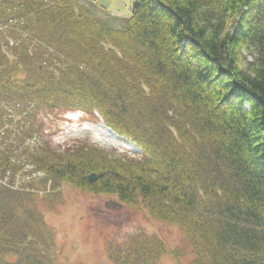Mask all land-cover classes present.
<instances>
[{"label":"trees","instance_id":"trees-1","mask_svg":"<svg viewBox=\"0 0 264 264\" xmlns=\"http://www.w3.org/2000/svg\"><path fill=\"white\" fill-rule=\"evenodd\" d=\"M83 1L98 0H0L11 23L0 32V102L30 121L0 135V264H59L37 202L64 184L178 225L187 264H264V0H135L122 30ZM40 108L80 111L140 152L56 150L41 142ZM25 163L31 178L13 186L6 174ZM110 253L116 264L183 255L144 233Z\"/></svg>","mask_w":264,"mask_h":264},{"label":"rangeland","instance_id":"rangeland-1","mask_svg":"<svg viewBox=\"0 0 264 264\" xmlns=\"http://www.w3.org/2000/svg\"><path fill=\"white\" fill-rule=\"evenodd\" d=\"M134 2L135 0H98L92 5L87 1L81 3L89 10L91 18L105 21L110 28L122 30L126 28V22L132 16ZM9 24L6 20L0 19V32L6 36ZM0 107L1 111L4 109L2 119L6 123L5 128L0 130L1 136L7 130L9 132L23 130L30 126L27 115L13 109L14 105L0 102ZM40 113L39 123L45 129L41 133V142L46 144L49 141L56 150H64L70 145L80 143L96 145L108 153L114 152L119 156L140 152L126 139L108 133L103 124L90 121L80 112H68L67 115L57 116L48 114L49 110L40 108ZM0 152H3L1 147ZM5 152L10 162L17 165V161H11V158L18 157L17 153ZM25 164L26 168L17 171V175L7 173L6 176L14 178L18 184L27 182L23 176L30 165ZM10 172L15 173L13 169ZM51 184L52 182H49V188ZM32 189L25 191L33 192ZM35 192L39 194L37 198L40 200L44 192L38 190ZM50 193L52 197L50 196L49 202L51 201L52 205L43 200L38 201L37 205L53 230L56 260L59 264H116L110 258V252L116 248L127 252L133 238L142 233L148 237L159 238L170 250L183 253L179 261L168 254L161 257L157 264H187L192 249L181 228L176 224L153 219L143 206L129 207L121 204L115 196L94 195L74 189L68 184Z\"/></svg>","mask_w":264,"mask_h":264},{"label":"built area","instance_id":"built-area-1","mask_svg":"<svg viewBox=\"0 0 264 264\" xmlns=\"http://www.w3.org/2000/svg\"><path fill=\"white\" fill-rule=\"evenodd\" d=\"M31 169V167L30 168H28V170H26L25 172L26 173H24V178H26V180H29L30 178H31V176L28 174V171ZM33 176L34 177H42L43 176V174L41 173V172H37V173H34L33 174ZM18 185V183H16V181H14V185L13 186H17Z\"/></svg>","mask_w":264,"mask_h":264},{"label":"water","instance_id":"water-1","mask_svg":"<svg viewBox=\"0 0 264 264\" xmlns=\"http://www.w3.org/2000/svg\"><path fill=\"white\" fill-rule=\"evenodd\" d=\"M96 180H97V175H96V174H91V175L89 176V181H90L91 183L95 182Z\"/></svg>","mask_w":264,"mask_h":264},{"label":"bare ground","instance_id":"bare-ground-1","mask_svg":"<svg viewBox=\"0 0 264 264\" xmlns=\"http://www.w3.org/2000/svg\"><path fill=\"white\" fill-rule=\"evenodd\" d=\"M107 131H108V133H110V134L112 133V132H111V131H109V130H107Z\"/></svg>","mask_w":264,"mask_h":264}]
</instances>
